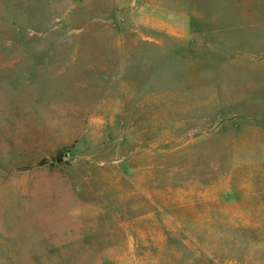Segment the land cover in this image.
<instances>
[{
  "label": "rangeland",
  "instance_id": "rangeland-1",
  "mask_svg": "<svg viewBox=\"0 0 264 264\" xmlns=\"http://www.w3.org/2000/svg\"><path fill=\"white\" fill-rule=\"evenodd\" d=\"M0 264H264V0H0Z\"/></svg>",
  "mask_w": 264,
  "mask_h": 264
}]
</instances>
